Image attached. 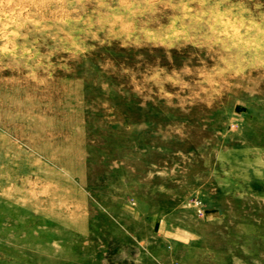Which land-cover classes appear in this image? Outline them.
<instances>
[{
    "label": "rangeland",
    "instance_id": "1",
    "mask_svg": "<svg viewBox=\"0 0 264 264\" xmlns=\"http://www.w3.org/2000/svg\"><path fill=\"white\" fill-rule=\"evenodd\" d=\"M0 264H264V0H0Z\"/></svg>",
    "mask_w": 264,
    "mask_h": 264
}]
</instances>
